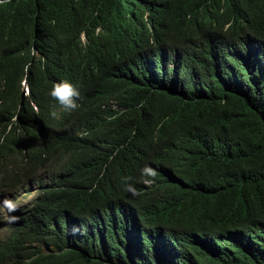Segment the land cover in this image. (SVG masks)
Returning a JSON list of instances; mask_svg holds the SVG:
<instances>
[{"label":"clouds","instance_id":"obj_1","mask_svg":"<svg viewBox=\"0 0 264 264\" xmlns=\"http://www.w3.org/2000/svg\"><path fill=\"white\" fill-rule=\"evenodd\" d=\"M94 5L42 0L24 12L0 9V154L5 146L29 168L38 150L61 137L73 158L67 167L38 170L14 195L0 197V235L15 226L23 233L19 264H37L38 257L46 258L40 264L107 258L250 264L259 258L253 249L261 250L264 230L244 225L223 232L214 223H194L193 196L207 177L202 159L212 151L203 146L205 119L191 107L193 99L178 97L181 87L210 71L253 73L248 94L264 102L258 95L264 93V0ZM135 141L149 152L123 177L129 156L122 150ZM107 143L115 149L103 182L102 191L111 189L106 200L80 214L66 205L28 213L42 195L97 176L96 150ZM3 164L14 169L13 161ZM63 251L71 253L68 260Z\"/></svg>","mask_w":264,"mask_h":264},{"label":"trees","instance_id":"obj_2","mask_svg":"<svg viewBox=\"0 0 264 264\" xmlns=\"http://www.w3.org/2000/svg\"><path fill=\"white\" fill-rule=\"evenodd\" d=\"M33 1L42 0H20L0 6V9L9 14L24 12ZM89 1L95 2L96 8L102 0ZM253 77V73L247 76L239 73L217 76L210 71L193 81L189 87L180 89L178 98L193 99L191 107L205 119L203 146H210L212 151L202 159V166L207 169L205 186L198 188L199 192L193 196L192 213L196 225L214 223L223 232H231L244 225L246 231L264 230V102H257L248 94ZM258 95L262 97L264 93ZM176 122L179 124L178 119ZM122 133L127 134L128 127ZM114 149V146L107 143L96 150L94 164L97 176L90 177L86 185H73L70 190L44 194L36 205L28 209V213H39L45 205H66L74 213L80 214L90 208L92 203L106 200L111 189L102 191V188L109 170L107 162ZM148 152V147L140 146L137 141L125 146L122 156H129L128 165L121 175L125 177L129 171L138 167ZM9 153L4 146L0 154L2 198L14 195L22 179L33 176L40 169L64 168L73 163L69 145L63 144L61 137L55 139L48 150H38L34 154L37 163L29 168L17 162ZM5 161H13L14 169L9 170L3 164ZM92 181L94 183L89 184ZM94 184L99 185V190L93 188ZM12 229L13 233L0 235V264H19L24 252L23 233H19L17 226ZM260 248L253 249V254L259 258L250 264H264V243ZM60 256L68 260L71 253L63 251ZM45 259L38 257L37 264ZM88 261L91 264H119L118 259L111 258Z\"/></svg>","mask_w":264,"mask_h":264},{"label":"rangeland","instance_id":"obj_3","mask_svg":"<svg viewBox=\"0 0 264 264\" xmlns=\"http://www.w3.org/2000/svg\"><path fill=\"white\" fill-rule=\"evenodd\" d=\"M22 200H23V201H25V199H24V198H23Z\"/></svg>","mask_w":264,"mask_h":264}]
</instances>
